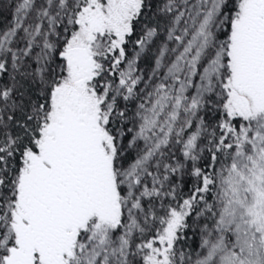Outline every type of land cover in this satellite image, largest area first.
Listing matches in <instances>:
<instances>
[{
    "label": "snow or ice",
    "instance_id": "1",
    "mask_svg": "<svg viewBox=\"0 0 264 264\" xmlns=\"http://www.w3.org/2000/svg\"><path fill=\"white\" fill-rule=\"evenodd\" d=\"M0 264H264V0H0Z\"/></svg>",
    "mask_w": 264,
    "mask_h": 264
},
{
    "label": "trees",
    "instance_id": "2",
    "mask_svg": "<svg viewBox=\"0 0 264 264\" xmlns=\"http://www.w3.org/2000/svg\"><path fill=\"white\" fill-rule=\"evenodd\" d=\"M9 16H10V13L7 10H5V11L2 12V14H0V20H5Z\"/></svg>",
    "mask_w": 264,
    "mask_h": 264
}]
</instances>
